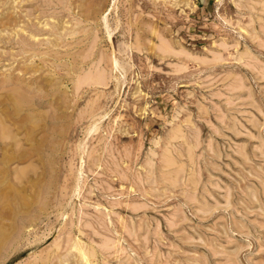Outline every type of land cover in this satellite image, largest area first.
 Returning a JSON list of instances; mask_svg holds the SVG:
<instances>
[{
    "label": "rangeland",
    "instance_id": "obj_1",
    "mask_svg": "<svg viewBox=\"0 0 264 264\" xmlns=\"http://www.w3.org/2000/svg\"><path fill=\"white\" fill-rule=\"evenodd\" d=\"M0 100V264H264V0H0Z\"/></svg>",
    "mask_w": 264,
    "mask_h": 264
},
{
    "label": "bare ground",
    "instance_id": "obj_2",
    "mask_svg": "<svg viewBox=\"0 0 264 264\" xmlns=\"http://www.w3.org/2000/svg\"><path fill=\"white\" fill-rule=\"evenodd\" d=\"M75 23V22H74ZM165 43V42H164ZM141 94V93H140ZM138 95V94H137ZM136 95V96H137ZM1 101V100H0ZM144 113V112H143ZM8 117V116H7ZM9 119L11 118L10 116L8 117ZM6 119L4 118V117H1L0 116V149H2L1 150V153L2 154H4L2 157V160H1V162H0V164L2 165L3 163L4 164H6L7 165V163H9L10 161H11V159L12 158H14V157H12V155L8 152V149L9 148H11V149H13L12 150V152H14V151H17V155L18 156H16L15 158H24V153H23V151H20V146L18 145L17 146V144H18V142L16 141V139H15V135H13L12 134V132H11V127H9V125L8 124H6L5 121ZM21 120H22V118H21ZM20 120V121H21ZM13 124V123H12ZM14 125V124H13ZM19 128V125H16V129H18ZM28 131V130H27ZM26 131V132H27ZM19 133V132H18ZM13 140H14V142H13ZM25 140V139H24ZM15 143V144H14ZM14 144V145H13ZM3 166V165H2ZM29 167V166H28ZM13 168V167H12ZM18 168V167H17ZM26 168V167H25ZM30 168V167H29ZM35 168V167H34ZM33 168V169H34ZM152 168V167H151ZM24 169V168H23ZM23 169H21L20 171H18V173L20 174V176H21V173H22V170ZM23 174V173H22ZM18 175V174H17ZM17 178V177H16ZM18 180H20V182H21V178L20 177H18ZM3 181L4 182H7L8 184L9 183H11L12 182V180H11V177H10V175H9V172L8 171H5V174H4V177H3ZM17 183H19V181L17 182ZM9 186H11L10 184H9ZM74 242H76V240L74 241ZM79 243V245L81 246V244H80V242H78ZM76 244V243H75ZM77 245V244H76ZM85 245H83V247H84ZM87 248V247H86ZM83 250V249H82ZM91 250V249H90ZM79 253V252H78ZM66 255V254H65ZM93 254H91V256H92ZM86 256H87V254H86ZM89 256H90V254H89ZM63 257V256H62ZM88 257V256H87ZM85 258V257H84ZM81 259H83V256H82V258ZM86 260V259H85ZM88 260V259H87ZM83 261H84V259H83Z\"/></svg>",
    "mask_w": 264,
    "mask_h": 264
}]
</instances>
